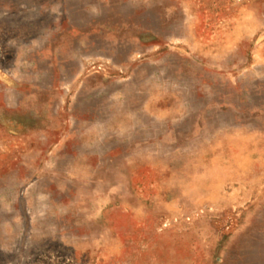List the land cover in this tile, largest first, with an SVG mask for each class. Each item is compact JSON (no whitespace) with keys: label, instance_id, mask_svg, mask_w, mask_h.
I'll list each match as a JSON object with an SVG mask.
<instances>
[{"label":"rangeland","instance_id":"obj_1","mask_svg":"<svg viewBox=\"0 0 264 264\" xmlns=\"http://www.w3.org/2000/svg\"><path fill=\"white\" fill-rule=\"evenodd\" d=\"M0 264H264V0H0Z\"/></svg>","mask_w":264,"mask_h":264}]
</instances>
